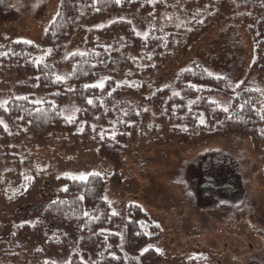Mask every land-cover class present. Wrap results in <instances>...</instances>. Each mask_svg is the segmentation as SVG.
Returning a JSON list of instances; mask_svg holds the SVG:
<instances>
[{
  "label": "trees",
  "instance_id": "1",
  "mask_svg": "<svg viewBox=\"0 0 264 264\" xmlns=\"http://www.w3.org/2000/svg\"><path fill=\"white\" fill-rule=\"evenodd\" d=\"M78 4L79 0H59L58 12L43 36L47 52L39 61L34 60L37 47L25 41L12 42L10 49L0 54V87L13 75L23 79L18 89L26 92L32 85L25 83L30 81L35 91L34 95L16 96L13 91L1 89L6 93L0 102L8 103L0 106V206L34 198L45 181L63 185L40 220L20 225L15 231L14 237L40 238L41 248L30 254L2 248L0 264H15L19 258H25L28 264H156L162 259L147 243L156 241L163 231L139 204H127L123 234L119 233L120 217L110 211L104 176H89L87 182H82L54 178L49 166L36 167L38 157L33 154L49 156L47 150L55 140L59 142L57 153L75 156L80 142L96 143L97 154L112 166L108 183L113 187L122 182V142L126 138L136 140L139 130L140 138L148 144H167L177 139L188 146L238 134L249 140L264 173V90L250 87L252 76L264 70V0H83L82 12ZM6 7L8 0H0V14ZM127 11L150 24L147 36H136L124 21L89 30L84 55L75 53L62 62L71 72L70 78L56 80L51 62L60 60L78 17L80 21H95L108 13ZM226 18L238 26H248L257 39L250 68L237 85L231 87L201 69H187L177 78L178 95L169 88L152 89L150 84L161 67L179 60L191 44ZM105 38L112 41L110 50L102 44ZM101 81L103 89L86 87ZM212 94L230 101L228 111L207 99ZM122 96L134 99L135 114L123 113ZM69 97L79 109L71 122L61 116ZM154 101L163 102V110L152 116L151 122L146 117ZM91 122L100 136L89 138ZM78 125L82 126L80 133L73 130ZM146 248L148 251L143 252ZM46 253L47 259L43 260ZM182 264L195 263L189 257Z\"/></svg>",
  "mask_w": 264,
  "mask_h": 264
},
{
  "label": "rangeland",
  "instance_id": "2",
  "mask_svg": "<svg viewBox=\"0 0 264 264\" xmlns=\"http://www.w3.org/2000/svg\"><path fill=\"white\" fill-rule=\"evenodd\" d=\"M82 4L83 0H79V12ZM58 8L59 0H8V7L0 14V54L10 49L12 42L28 41L37 47L34 60L42 59L47 52L43 36ZM177 8L172 7L173 11ZM166 17L173 21L169 14ZM115 21L128 23L141 38L151 29L150 24L131 11L108 13L95 21H80L78 17L74 34L63 48L60 60L51 62L53 76L68 80L71 72L63 66V60L84 52L89 30L101 29ZM256 41L248 26H238L227 18L217 21L179 60L161 67L150 86L153 90L169 88L172 93H179L176 88L179 74L187 69H201L216 78L222 77L221 80L234 87L250 68ZM102 44L110 50L112 41L105 38ZM22 83L23 79L12 75L0 87V97L6 93H1V89L13 91L16 96L35 94L34 82L26 81L27 86L32 85L26 92L17 88ZM250 83L251 88L264 90V70L254 74ZM207 99L215 101L221 109L229 107L230 101L221 95L212 94ZM120 103L124 114H135L136 102L132 97L122 96ZM76 109L69 97L61 116L66 121L74 117V121ZM162 110L163 102L154 101L146 118L151 121ZM94 125L90 123V130ZM73 130L80 133L82 126H75ZM138 133L136 140L126 138L122 142L125 149L120 150L122 182L119 187L108 183L112 166L97 154L96 143L80 142L75 156L57 153L59 142L55 140L47 150L51 153L49 156L33 154L38 157L36 167L49 166L48 171L54 178L81 173L104 176L110 211L120 217L119 233L123 234L127 204H139L163 231L156 241L147 243V247H153L162 257L156 264H182L189 257L195 264H264V173L249 140L228 134L189 146L177 139L167 144H148L140 138V130ZM95 136H100L99 129L89 134V138ZM62 187L45 181L34 198L0 206V255L2 248L24 250L27 254L41 248L40 238L14 237L15 231L20 225H32L40 220ZM42 258L46 260L47 253ZM0 260L3 262V258ZM25 260L19 258L14 263L28 264Z\"/></svg>",
  "mask_w": 264,
  "mask_h": 264
},
{
  "label": "snow or ice",
  "instance_id": "3",
  "mask_svg": "<svg viewBox=\"0 0 264 264\" xmlns=\"http://www.w3.org/2000/svg\"><path fill=\"white\" fill-rule=\"evenodd\" d=\"M116 2L119 3L120 0H116ZM138 35H139V34H138ZM145 35H146V34H145ZM25 43H30V42L25 41ZM49 54H50V53H49ZM80 55H84V54L81 53ZM211 75H212V73H209V76H211ZM63 79H64V78H63V77H60V76H57V77H56V80H57V81H61V80H63ZM217 79H222V77H217ZM86 87H96V88L103 89V87H104V82L101 81V82L98 83V84H95V85H87ZM193 87H194V86H193ZM177 95H178V93H177ZM21 99H26V97H23V98H21ZM212 102L215 103V101H212ZM7 103H8L7 101L0 102V106H4V105H6ZM35 103L39 104V103H42V101H35ZM88 103L91 104L92 101L89 100ZM242 107H243V106H241V110H242ZM5 110H7V109L5 108ZM76 111H79V109H76ZM223 111H228V109H227V108H224ZM68 119H69V121L71 122V121L74 119V117H68ZM261 119H264V112L261 113ZM204 122H205V121H204V119H203V116H201V118H200V123L203 124ZM0 124H3V121H2V120H0ZM4 127H5V130H7V126L5 125ZM93 130H95V128H93ZM185 130H186V129H185ZM101 138H103V133H101ZM112 138H114V135H113ZM89 176H99V173H81V174H79L78 176H70L69 178H71V179H73V180H79V181H82V182H87ZM64 191H67V189H64ZM80 199H83V197H81ZM113 214L115 215V213H113ZM84 215L87 216L88 214L85 213ZM146 251H148L147 248L143 250V252H146ZM143 252L141 253V255H143Z\"/></svg>",
  "mask_w": 264,
  "mask_h": 264
}]
</instances>
